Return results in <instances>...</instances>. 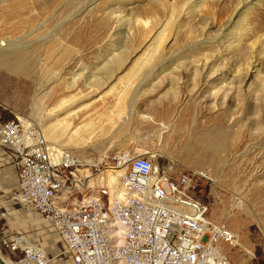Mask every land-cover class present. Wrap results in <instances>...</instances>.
<instances>
[{
	"label": "rangeland",
	"instance_id": "rangeland-1",
	"mask_svg": "<svg viewBox=\"0 0 264 264\" xmlns=\"http://www.w3.org/2000/svg\"><path fill=\"white\" fill-rule=\"evenodd\" d=\"M0 43V120L56 125L89 181L120 152L173 165L232 232L230 263L264 264V0H0ZM10 213L1 259L23 237L70 264L43 216Z\"/></svg>",
	"mask_w": 264,
	"mask_h": 264
},
{
	"label": "built area",
	"instance_id": "built-area-1",
	"mask_svg": "<svg viewBox=\"0 0 264 264\" xmlns=\"http://www.w3.org/2000/svg\"><path fill=\"white\" fill-rule=\"evenodd\" d=\"M0 147L16 167L12 201L51 224L73 264H231L232 232L208 220L190 176L174 177L173 165L116 154L109 170L120 172L118 194L110 200L106 184L89 187L82 163L51 146L29 118L0 120ZM4 245L20 253L15 264H48L44 251L23 237Z\"/></svg>",
	"mask_w": 264,
	"mask_h": 264
},
{
	"label": "crops",
	"instance_id": "crops-1",
	"mask_svg": "<svg viewBox=\"0 0 264 264\" xmlns=\"http://www.w3.org/2000/svg\"><path fill=\"white\" fill-rule=\"evenodd\" d=\"M16 192H17V177H16V167L14 164L13 157L8 150L0 147V222L1 220L2 222L6 220L7 217H11L10 211L13 208H17L21 210L22 209L30 210L28 208L21 207L16 202L12 201L11 198ZM56 236H57L58 244L56 245L57 249L54 250L53 253L57 251L59 255L64 257L63 259H66L65 262H70V264H73L72 258L69 255H65L63 253V249H64L63 243L57 234ZM51 241L52 240H50V237L46 236V238L42 239L41 241L42 246L48 248L49 250L50 246L48 243H50ZM43 251L46 255L45 250ZM53 253L50 255L53 256Z\"/></svg>",
	"mask_w": 264,
	"mask_h": 264
},
{
	"label": "bare ground",
	"instance_id": "bare-ground-1",
	"mask_svg": "<svg viewBox=\"0 0 264 264\" xmlns=\"http://www.w3.org/2000/svg\"><path fill=\"white\" fill-rule=\"evenodd\" d=\"M25 1V0H24ZM40 3V2H39ZM35 4V3H34ZM43 10V9H42ZM172 17V16H171ZM169 18V20H168V24H170V23H172L173 22V19L172 18ZM146 24V23H145ZM0 49H4V48H2L3 47V44H1L0 43ZM6 48V47H5ZM263 51H264V48H263ZM21 56V55H20ZM122 58V57H121ZM121 58H117L116 59V63H118L120 60H121ZM2 60V59H1ZM4 63V62H3ZM56 108V107H55ZM58 108L59 109H61V107L60 106H58ZM58 110V109H57ZM54 112V111H53ZM60 121V120H59ZM55 122H57V121H55ZM58 125V124H57ZM60 125H62L63 127L65 126V128L67 129V127H68V124L65 122V120L63 119V121H61L60 122ZM56 126V125H55ZM54 126V124L53 125H48L47 127H44L43 128V134H44V137H45V139L49 142V144H52L53 145V147L54 148H56L57 147V144L55 143L56 141V139L58 138V133H57V127H55ZM60 126H58V128H59ZM62 128V127H61ZM64 131V130H63ZM76 132V131H75ZM72 137V136H71ZM69 139H72V138H70L69 137ZM56 149H59V148H56ZM59 150H62V149H59ZM149 158H152V159H154V157H149ZM112 171H114V170H111L110 172H108L107 173V175L106 176H104L103 177V175L104 174H99L96 178H94V179H91L90 181H89V187H94L95 185H97V186H100L102 183L103 184H106V187H108V190H109V195H110V200H112V198L113 197H115L117 194H118V191L116 192L115 191V189L117 188V186H118V177H119V175H120V172H115V174H113V172ZM79 173L81 174V172L79 171ZM199 175H201V176H204L203 174H200L199 173ZM81 176L82 177H84V178H89L90 179V177H89V174H88V177L87 176H83V174H81ZM205 177V176H204ZM116 193V194H115ZM242 207V203H241V201L239 200L238 202H236V204H235V208H237V209H240ZM23 240H25V239H23ZM231 242L232 243H234V244H236V241L235 240H233L232 238H231ZM27 244V243H26ZM28 245V244H27ZM39 248V247H38ZM41 249V248H40ZM0 260L4 263V264H12V263H9L8 261H5V260H3V259H1V257H0Z\"/></svg>",
	"mask_w": 264,
	"mask_h": 264
},
{
	"label": "water",
	"instance_id": "water-1",
	"mask_svg": "<svg viewBox=\"0 0 264 264\" xmlns=\"http://www.w3.org/2000/svg\"><path fill=\"white\" fill-rule=\"evenodd\" d=\"M0 264H4V263L0 260Z\"/></svg>",
	"mask_w": 264,
	"mask_h": 264
}]
</instances>
